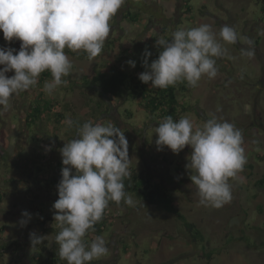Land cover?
Here are the masks:
<instances>
[{"label": "rangeland", "instance_id": "374dc122", "mask_svg": "<svg viewBox=\"0 0 264 264\" xmlns=\"http://www.w3.org/2000/svg\"><path fill=\"white\" fill-rule=\"evenodd\" d=\"M191 3L193 10L188 12L183 0H125L110 20L109 37L94 61L78 57L82 50L66 48L73 65L70 75L64 77L66 85L48 95L43 85L52 78L43 82L39 78L35 88L10 100L11 107L0 116V247L16 244L6 251L0 248V264H37L30 233L50 224L52 205L59 198L57 185L45 188L41 180L61 176L59 149L76 138L77 125L87 121L112 123L125 132L129 171L150 172L155 180L164 182L176 207L205 236L203 244L193 243L174 216L155 206L144 207L130 195L134 206L109 202V225L93 236H102L109 252L90 264H264V186L258 184L264 176V17L256 0ZM129 14H136L138 21L126 19ZM200 24L211 25L217 33L222 26H231L240 36L252 39L255 48L254 57L249 58L241 55L247 44L226 45L228 54L217 59V76L202 78L194 88L187 85L185 94H179L183 104H191L183 117L194 124L216 117L242 131L247 162L240 178L229 180L232 200L218 209L199 202L197 186L185 168L190 146L178 155L167 147L158 151L157 124L137 101L110 100L83 85L84 77L92 78L101 70L118 67L133 71L127 61H135L146 48L158 50L156 39L170 40L177 29ZM20 44L18 40L5 41L0 31V47L19 50ZM38 94L57 102V111L63 116L58 119L45 114L37 125L29 127L27 112ZM69 118L76 122L72 127L64 123ZM24 211L31 219L21 225Z\"/></svg>", "mask_w": 264, "mask_h": 264}, {"label": "clouds", "instance_id": "9594fccd", "mask_svg": "<svg viewBox=\"0 0 264 264\" xmlns=\"http://www.w3.org/2000/svg\"><path fill=\"white\" fill-rule=\"evenodd\" d=\"M124 3L125 0H0V31L5 41H21L19 50L0 47V116L11 107L13 96L35 88L44 72L52 77L43 85L48 95L67 84L64 77L70 75L73 65L66 48L72 52L82 50L94 61L109 37L110 20ZM238 41L248 45L241 49V55L254 57V41L240 36L231 26H222L218 33L209 24L179 28L170 40L156 39L159 55L151 63L152 53L145 49V71L138 78L152 88L167 89L184 82L197 87L202 78L217 76V59L228 54L226 45ZM127 64L136 67L134 60ZM10 72L14 75H7ZM64 123L68 127L76 124L70 118ZM76 131V138L59 149L63 167L57 185L59 198L52 205V227L59 229L55 239L62 260L67 264H90L109 252L102 236L90 244L84 241L88 231L102 220L109 202L119 205L123 201L134 206L124 183L130 175L131 159L125 132L114 124L87 121L77 125ZM154 133L158 151L167 147L178 155L186 146L191 147L185 168L197 186L200 204L218 209L232 200L229 180L239 179L247 162L241 130L216 117L196 125L187 116L178 121L167 116ZM22 217L19 223L26 225L31 214L24 211ZM44 240L45 236L32 232V250Z\"/></svg>", "mask_w": 264, "mask_h": 264}, {"label": "trees", "instance_id": "16d2710c", "mask_svg": "<svg viewBox=\"0 0 264 264\" xmlns=\"http://www.w3.org/2000/svg\"><path fill=\"white\" fill-rule=\"evenodd\" d=\"M192 0H183V4L188 12H192ZM256 4L260 6V12L264 17V0H256ZM132 23L138 21L136 14H129L125 16ZM143 53H139L136 56V67L133 71H127L122 68L112 67L109 71H98L92 78L84 77L83 85L95 89L102 97L110 100H122V101H137L140 106L146 110L150 116L152 123L157 125L165 117L172 116L174 120L178 121L183 117L184 112L191 108V104H183L179 98V94H185L187 91V83H178L175 86H170L167 89L152 88L149 84H144L139 78V74L144 72ZM152 56L149 59V63L152 60L157 59L159 55V49L151 51ZM80 58H87V54L81 51L77 54ZM42 82L45 79H50L51 74L44 72L40 76ZM51 99H48L44 94H38L34 98L27 112V125L29 127L35 126L39 123L40 119L45 115H56L61 118L62 112L57 111L58 103ZM61 167V165H59ZM252 168V166H250ZM62 176H55L44 178L41 180V186L50 188V186L58 185ZM125 190L129 195H134L143 204L144 207L155 206L159 210L171 214L188 231L191 240L195 244L204 243L205 236L201 230L198 229L196 224L188 221L187 217L180 212L176 207L174 198L168 189L167 185L162 181H157L150 172L136 170H130V175L125 178ZM258 184L264 186V176L258 180ZM1 199V198H0ZM50 224H44L42 231L37 234L39 236H45L44 243L34 248V258L37 264H67L66 260H62L59 256V244L56 242V235L59 229L52 227V216L48 217ZM109 225L108 210L105 209L104 216L95 226L94 230H89L86 234L84 241L86 244H90L89 240L94 239V235L103 233ZM50 237V238H49ZM88 237V239H86ZM16 243L12 242L7 245H2L0 248L2 251H6ZM1 255V254H0ZM208 258H211V253L207 254Z\"/></svg>", "mask_w": 264, "mask_h": 264}, {"label": "crops", "instance_id": "0c3cea01", "mask_svg": "<svg viewBox=\"0 0 264 264\" xmlns=\"http://www.w3.org/2000/svg\"><path fill=\"white\" fill-rule=\"evenodd\" d=\"M31 234V233H30Z\"/></svg>", "mask_w": 264, "mask_h": 264}]
</instances>
